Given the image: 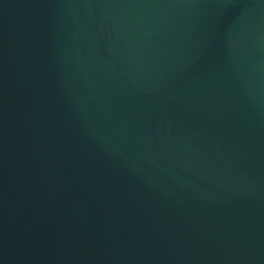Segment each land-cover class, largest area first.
I'll return each instance as SVG.
<instances>
[{"label": "water", "instance_id": "95a60500", "mask_svg": "<svg viewBox=\"0 0 264 264\" xmlns=\"http://www.w3.org/2000/svg\"><path fill=\"white\" fill-rule=\"evenodd\" d=\"M0 264H264V0H0Z\"/></svg>", "mask_w": 264, "mask_h": 264}]
</instances>
